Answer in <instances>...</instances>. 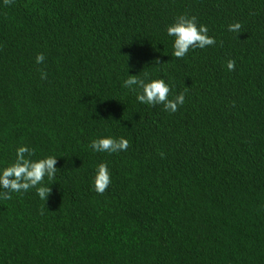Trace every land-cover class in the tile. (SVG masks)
Returning a JSON list of instances; mask_svg holds the SVG:
<instances>
[{
    "label": "trees",
    "instance_id": "trees-1",
    "mask_svg": "<svg viewBox=\"0 0 264 264\" xmlns=\"http://www.w3.org/2000/svg\"><path fill=\"white\" fill-rule=\"evenodd\" d=\"M179 14L217 45L172 57L164 28ZM125 66L185 103L136 104ZM101 134L129 148L91 153ZM21 143L58 170L45 201L34 189L0 201V264H264V0L0 3V161ZM101 159L112 183L98 195Z\"/></svg>",
    "mask_w": 264,
    "mask_h": 264
},
{
    "label": "clouds",
    "instance_id": "clouds-1",
    "mask_svg": "<svg viewBox=\"0 0 264 264\" xmlns=\"http://www.w3.org/2000/svg\"><path fill=\"white\" fill-rule=\"evenodd\" d=\"M13 0H0V3L9 5ZM239 22L228 24L226 31L239 33ZM164 35L168 39L171 56L177 60H183L190 52L199 49L201 51L217 45L216 39L209 35L207 25L199 23L196 16L179 14L173 17L164 28ZM45 56L38 53L34 57V63H43ZM161 64L154 60L153 67ZM231 72L235 67V61L228 59L224 65ZM126 72L122 80V87L134 96L138 105L153 108L162 107L169 114H175L179 106L185 103V91L174 95L173 85L166 82L163 77L155 76L149 71H139L138 74L129 75L130 69L125 66ZM47 73L41 71L40 79L45 80ZM186 90V89H185ZM129 148L128 139L123 136L97 135L89 139L86 149L93 154H103L105 157L118 155ZM161 157L163 154L161 153ZM57 157L55 155L37 156L35 150L26 145L19 144L13 150V156L7 161H0V201L12 199L13 194L28 193L35 190V195L42 201L50 195L51 184L44 181H52L57 173L55 167ZM112 183V173L106 159H101L92 166L89 178L90 191L102 195Z\"/></svg>",
    "mask_w": 264,
    "mask_h": 264
}]
</instances>
